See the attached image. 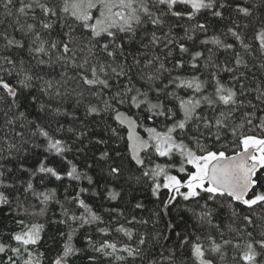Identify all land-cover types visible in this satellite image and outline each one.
<instances>
[{"label":"snow or ice","instance_id":"snow-or-ice-1","mask_svg":"<svg viewBox=\"0 0 264 264\" xmlns=\"http://www.w3.org/2000/svg\"><path fill=\"white\" fill-rule=\"evenodd\" d=\"M0 264H264V0H0Z\"/></svg>","mask_w":264,"mask_h":264}]
</instances>
